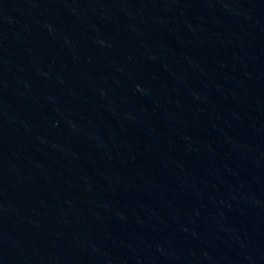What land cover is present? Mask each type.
<instances>
[{"label":"water","instance_id":"obj_1","mask_svg":"<svg viewBox=\"0 0 264 264\" xmlns=\"http://www.w3.org/2000/svg\"><path fill=\"white\" fill-rule=\"evenodd\" d=\"M70 3L132 4L209 13L264 16V0H0V7Z\"/></svg>","mask_w":264,"mask_h":264}]
</instances>
